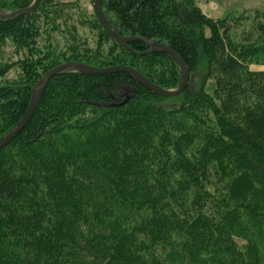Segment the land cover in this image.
I'll return each instance as SVG.
<instances>
[{
    "label": "trees",
    "instance_id": "trees-1",
    "mask_svg": "<svg viewBox=\"0 0 264 264\" xmlns=\"http://www.w3.org/2000/svg\"><path fill=\"white\" fill-rule=\"evenodd\" d=\"M34 1L0 0V11ZM102 2L122 37L169 45L193 79L165 98L125 72L52 78L0 151V264H264V11L216 20L197 0ZM93 4L41 0L0 18V139L65 62L179 87L168 54L124 49ZM230 20L250 23L233 32Z\"/></svg>",
    "mask_w": 264,
    "mask_h": 264
},
{
    "label": "water",
    "instance_id": "water-1",
    "mask_svg": "<svg viewBox=\"0 0 264 264\" xmlns=\"http://www.w3.org/2000/svg\"><path fill=\"white\" fill-rule=\"evenodd\" d=\"M41 0H35L33 6L27 9H23L22 11L18 12H12L11 14H3L2 11H0V18L5 19H11V18H17L18 16H23L25 14H30L34 12L40 5ZM93 9L95 15H97V18L100 22V24L104 27L106 32L110 35L111 38H113L118 44L129 51H133L135 54H139L141 56L143 55H149L153 54L155 52H161L164 54H168L171 59L176 63L180 70V80H179V87L177 89H169L165 90L161 87H159L157 84L151 83L145 75H143L141 72H138L133 67H126V66H113L108 67L107 69H101V68H95L93 66H90L86 63H79L76 61H70L65 62L61 64V66H58L52 70H50L43 78L39 79L37 83H35L32 87L31 91V98H30V104L26 110V113L24 117L16 123V126L7 132L3 138L0 139V151L5 148L6 145H8L13 140L17 139L18 135L26 129L28 126V123L32 119V117L35 115L36 110L38 109L41 98L43 97L46 87L50 83V80L56 76L61 75L62 73L67 72H76L78 74L82 75H106L109 73H120L125 72L129 73L130 75H133L134 78L137 80V82L144 87L146 86L154 95H159L165 98H178L181 97L182 93L186 90L190 82L192 81L193 77H191L190 70H188L186 63L184 60L170 47L169 45H166L162 42H159L157 40H151L146 37H122L116 30L115 26H113L107 16L104 14L103 11V2L102 0H93ZM141 41L144 42L149 50L146 52L138 53L134 49L130 48L131 43ZM126 98L122 101L120 104H111L113 107H122L126 103H128L133 96L131 94H125Z\"/></svg>",
    "mask_w": 264,
    "mask_h": 264
},
{
    "label": "rangeland",
    "instance_id": "rangeland-1",
    "mask_svg": "<svg viewBox=\"0 0 264 264\" xmlns=\"http://www.w3.org/2000/svg\"><path fill=\"white\" fill-rule=\"evenodd\" d=\"M197 4H198L199 8L201 10H203V12H205L212 19H216V20H218V19L225 20V18H228V17L229 18L230 17L236 18L237 16L242 15L245 12H248V11L249 12H255V10H256V9H248V10H245V11H236L235 12L234 8H231V7L226 6L225 4H223V0H197ZM257 10H259V9H257ZM260 10H262V9H260ZM11 13L3 12V14H11ZM248 16L254 17L255 14H251V15H248ZM230 22L236 24V26L234 27L233 32L240 31L241 28L244 29L245 26H249V23H250V21L243 20V22H241V24H239L238 22L230 20L229 22H227V24H229Z\"/></svg>",
    "mask_w": 264,
    "mask_h": 264
},
{
    "label": "crops",
    "instance_id": "crops-1",
    "mask_svg": "<svg viewBox=\"0 0 264 264\" xmlns=\"http://www.w3.org/2000/svg\"><path fill=\"white\" fill-rule=\"evenodd\" d=\"M223 4L235 9L236 11H245L248 9L264 10V0H223ZM255 70L263 71L264 66H254Z\"/></svg>",
    "mask_w": 264,
    "mask_h": 264
}]
</instances>
